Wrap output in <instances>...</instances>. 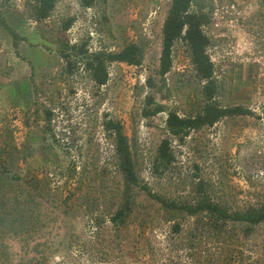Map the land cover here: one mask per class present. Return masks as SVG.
Here are the masks:
<instances>
[{
  "label": "rangeland",
  "instance_id": "rangeland-1",
  "mask_svg": "<svg viewBox=\"0 0 264 264\" xmlns=\"http://www.w3.org/2000/svg\"><path fill=\"white\" fill-rule=\"evenodd\" d=\"M31 3L0 0V17L19 37L15 46L0 24V264H264V227L247 237L240 225L215 232L204 217L169 213L143 193L126 226H113L122 179L102 130L106 119L122 124L141 185L167 200L205 198L236 211L264 199V0H196L208 19L215 102L254 115L223 119L183 140L168 134L167 114L193 116L203 84L182 42L169 73L158 75L171 0H96L88 9L56 0L40 23L29 16ZM63 43L88 53L135 43L143 60L109 64L108 82L97 88L79 65L65 72ZM148 96L163 113L143 116ZM45 109L53 113L48 132ZM164 139L173 160L157 168ZM19 170L38 178L35 190L14 181ZM22 195L31 215L23 236L12 232L21 224Z\"/></svg>",
  "mask_w": 264,
  "mask_h": 264
},
{
  "label": "trees",
  "instance_id": "trees-1",
  "mask_svg": "<svg viewBox=\"0 0 264 264\" xmlns=\"http://www.w3.org/2000/svg\"><path fill=\"white\" fill-rule=\"evenodd\" d=\"M96 0H78L82 9L91 8ZM56 0H32L28 6L30 18L40 23L47 20L53 12ZM207 15L196 5V0H171L167 10L163 26L161 52L159 57L158 75L163 78L172 68V52L177 42H182L188 52L190 63L198 80L203 84L201 89L202 102L197 112L190 117H180L177 113L170 111L167 114L165 126L168 134L178 140L188 137L192 131H198L202 128L212 127L223 119L243 118L253 116L254 113L240 107L223 108L219 106L214 99L216 86L213 81V64L207 53L209 39L203 32V27L207 24ZM70 19L65 25L67 31L73 23ZM0 24L8 32L16 46L19 40L18 35L7 25L0 17ZM59 56L64 62V70L67 74H73L74 67L79 65L82 72L87 74L89 80L97 88L105 86L108 82V65L112 63L125 64L127 66H140L143 60V50L135 43L124 46L116 53H88L78 46L69 47L66 43L60 45ZM149 88H153L151 80L147 81ZM145 108L142 111L144 117H153L163 113V107L154 102L152 96L145 99ZM43 124L46 132L52 121L53 113L50 110H44ZM102 130L107 140L112 142L113 153L116 159V172L121 176L122 187L115 211L110 216V223L118 229L126 226L127 221L133 214L136 206V198L139 193H143L148 199L153 201L159 207L169 213H179L185 216L204 217L214 226L215 232H222L227 225H240L243 228L244 236H250L257 228L264 227V199L256 203H248L236 211H228L214 201L199 198L191 204L179 205L175 201L167 200L160 195L152 193L145 185H141L136 174L131 149L127 137L123 133V126L119 121L106 119L102 123ZM171 141L164 139L158 149L155 158L156 167H167L173 160L170 150ZM16 150V149H14ZM71 177L75 169L72 170ZM8 174H4L8 180ZM3 177V179H5ZM14 181L22 184L26 192L35 190L40 184L38 178L30 172L19 170L14 174ZM22 194V193H20ZM25 196L22 195L21 201L24 203L20 208V226L14 230L16 235H24L29 231L25 227L30 222L31 215L27 212ZM19 202V203H20ZM26 206V207H25ZM4 209V207H2ZM25 220V221H24ZM14 227V225H11ZM180 225L176 223L172 226V232L179 234ZM33 231V230H32Z\"/></svg>",
  "mask_w": 264,
  "mask_h": 264
}]
</instances>
